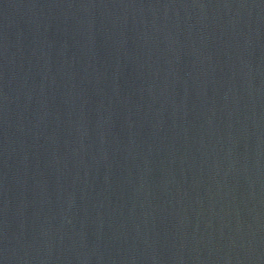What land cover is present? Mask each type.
I'll use <instances>...</instances> for the list:
<instances>
[{"label":"water","instance_id":"water-1","mask_svg":"<svg viewBox=\"0 0 264 264\" xmlns=\"http://www.w3.org/2000/svg\"><path fill=\"white\" fill-rule=\"evenodd\" d=\"M0 264H264V0H0Z\"/></svg>","mask_w":264,"mask_h":264}]
</instances>
